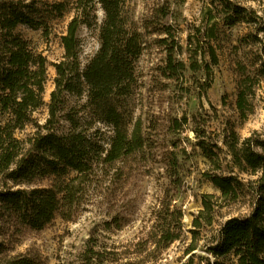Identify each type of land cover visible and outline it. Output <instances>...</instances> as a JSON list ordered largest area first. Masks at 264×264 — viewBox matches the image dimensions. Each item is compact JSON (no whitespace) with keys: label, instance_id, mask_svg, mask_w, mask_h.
Returning a JSON list of instances; mask_svg holds the SVG:
<instances>
[{"label":"rangeland","instance_id":"rangeland-1","mask_svg":"<svg viewBox=\"0 0 264 264\" xmlns=\"http://www.w3.org/2000/svg\"><path fill=\"white\" fill-rule=\"evenodd\" d=\"M23 1L35 3L40 9L37 18L45 19L46 24L38 29L19 24L15 32L29 42L35 53L47 59L48 77L44 94L46 105L34 112L32 124L17 132V137L27 139L38 127L44 126L49 117L47 104L55 87L54 65L65 55L62 36L82 8L78 0ZM230 1L258 14L264 9V0ZM55 4L63 5L62 14L56 12ZM160 6L166 7L172 15L171 35L176 45L183 47L175 56L184 60L187 67L190 39L200 34L199 29L204 33L216 25L213 26L216 37L210 43L215 47L219 63L213 65L210 58L207 59L211 70L210 88L206 91L203 88L202 72L187 69L183 80L169 81L162 92L154 90V68L164 62L168 49L154 43L157 35L148 37V48L137 66L139 84L132 106L136 120L141 119L144 127L153 126L148 132L151 142L114 163L97 165L82 179L72 173L66 179L41 182V187L54 183L76 187V201L72 206L62 207L68 219L60 213L44 229L26 230L17 243L8 245L10 251L0 254V264L21 255L41 264H86L83 255L89 247L104 252L107 264H213L216 259L208 250L220 241L224 223L233 217L249 216L254 211L256 198L251 189L243 190L237 200L226 199L207 175L234 174L245 182L258 178L240 173L234 167L227 143L233 132L242 140L255 133L264 137V75L259 73L264 61V34L258 35L254 26L246 23L226 25L223 6L212 4V0H128L126 10L133 24L139 26ZM94 9L97 26H82L79 30L83 66L100 47L99 25L104 12L99 4ZM212 15L216 17L214 20ZM204 50L208 51L207 44ZM198 60L201 61V57ZM240 89L250 93L247 118H242L237 105ZM85 103V99H70V104L78 109ZM173 119L179 120V128H175ZM91 127V133L107 148L113 137L112 128L102 123ZM57 128L67 132L69 124L62 118ZM198 135L218 154L215 160L219 158L220 170H216L217 165L205 157L197 145ZM168 151L178 153L182 181L179 188L167 174V167H171ZM206 194L212 196L217 208L211 222L208 215L205 220L199 218L201 227H198L195 221L204 209L202 196ZM168 204L170 211L177 207L183 215L181 226L176 230L179 239L171 244L157 242L160 236L155 241L150 236L159 235L164 229Z\"/></svg>","mask_w":264,"mask_h":264},{"label":"trees","instance_id":"trees-1","mask_svg":"<svg viewBox=\"0 0 264 264\" xmlns=\"http://www.w3.org/2000/svg\"><path fill=\"white\" fill-rule=\"evenodd\" d=\"M128 0H78L82 11L69 24L62 36L64 59L54 65L56 77L46 124L38 127L27 139L17 137L33 122V114L46 105L44 100L47 82V59L35 53L28 41L15 32L19 24L33 29L45 25L38 19L40 9L23 0H0V254L11 250L9 244L18 242L26 230H42L58 214L68 219L62 211L76 201V187L57 183L49 187L39 184L45 180L66 179L72 173L85 177L99 164H111L124 156L134 154L149 145L151 125L144 127L136 120L132 106L135 89L139 84L138 62L147 50L148 37L157 35L154 43L168 49L161 65L154 68L153 88L165 90L170 82L183 80L185 72L203 73V88L211 86L210 61L218 65L219 57L210 43L216 37L212 27L190 39L189 66L178 59L180 45H176L170 32L169 10L160 6L137 26L126 10ZM183 2L184 0H175ZM224 10V22L228 26L246 23L254 26L258 35L264 34V9L261 14L233 4L230 0H212ZM99 4L104 19L99 25L100 47L93 58L82 65L83 44L79 37L82 26H97L94 14ZM56 12H63L62 4H55ZM216 17L212 15V20ZM165 37H161L162 35ZM200 36V37H199ZM207 44L208 51L204 50ZM177 50V51H176ZM210 56V57H208ZM201 57V61L198 60ZM264 60V59H263ZM259 73L264 75V61ZM238 108L242 118H247V91L240 89ZM71 97L85 99L78 109L70 104ZM69 124L67 132L59 131L61 119ZM187 120L184 119V122ZM102 123L112 128L113 137L106 148L95 133L92 124ZM179 128L178 119H173ZM91 127V128H90ZM227 143L234 167L240 172L254 175L255 181L245 182L237 175L210 173L207 178L221 191L222 197L237 200L243 190L251 189L256 198L254 211L246 217H233L220 230V241L209 248L216 259L213 264H264V137L255 133L241 139L235 132ZM197 145L205 157L220 170L218 154L211 149L203 136L198 135ZM167 174L176 188L182 185L179 174L178 153L168 151ZM203 210L195 224L201 227L199 218L206 219L216 212L217 204L211 195L202 196ZM165 209V226L160 234L150 236L157 242L171 244L179 239L176 230L181 226L182 210ZM63 212V213H62ZM164 209L162 210V213ZM104 252L89 247L84 255L86 264H107ZM5 264H41L26 255L7 259ZM109 264V263H108ZM124 264V263H118Z\"/></svg>","mask_w":264,"mask_h":264}]
</instances>
